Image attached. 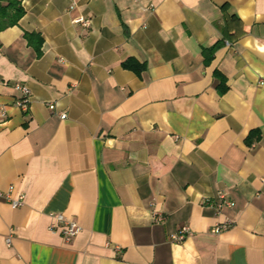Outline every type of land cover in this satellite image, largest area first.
Here are the masks:
<instances>
[{
    "label": "crops",
    "instance_id": "obj_1",
    "mask_svg": "<svg viewBox=\"0 0 264 264\" xmlns=\"http://www.w3.org/2000/svg\"><path fill=\"white\" fill-rule=\"evenodd\" d=\"M21 2L0 31V192L24 201L0 196V264H264V0Z\"/></svg>",
    "mask_w": 264,
    "mask_h": 264
},
{
    "label": "built area",
    "instance_id": "obj_2",
    "mask_svg": "<svg viewBox=\"0 0 264 264\" xmlns=\"http://www.w3.org/2000/svg\"><path fill=\"white\" fill-rule=\"evenodd\" d=\"M78 0H69V8L72 9L76 5ZM73 23L79 24L82 27H89L91 24V19L83 15H78L72 19ZM260 84L264 85V80H260ZM14 88L20 93V96L16 99L15 104L18 108L25 111L28 109L30 102V91L28 87L24 84L17 83L14 85ZM53 108V105H50ZM6 115V108L3 104L0 103V117ZM60 117L64 118L65 113H61ZM12 187L9 188L7 192H0V196L5 197L9 200L13 208L20 206L24 201V194L17 193L16 195H11ZM219 200L216 203L218 210L223 206L230 207L233 203L226 198L224 193H219ZM163 215L160 211L154 210L153 220L155 222H160L163 220ZM231 226V221L225 219L224 221L214 225L211 228V231L214 233H219ZM50 229L58 231L65 241H70L80 230L77 222L72 217H67L63 213H58L55 215L53 222L50 225ZM192 233L189 226H183L176 232L172 233L171 239L173 241H182L187 236ZM6 243L10 244V237L6 238Z\"/></svg>",
    "mask_w": 264,
    "mask_h": 264
},
{
    "label": "trees",
    "instance_id": "obj_3",
    "mask_svg": "<svg viewBox=\"0 0 264 264\" xmlns=\"http://www.w3.org/2000/svg\"><path fill=\"white\" fill-rule=\"evenodd\" d=\"M24 15V8L22 6L21 0H0V31L4 30L8 27L14 26L18 24L20 18ZM41 41V40H39ZM40 43V42H39ZM215 47V46H214ZM212 48V50L214 49ZM212 50H208V55L206 56V61L210 59L212 55ZM122 66L124 68L135 71L136 73H140L143 69V65L136 62L134 59L127 58L122 62ZM224 79L221 78V82ZM225 87L220 89V91H224ZM256 132H252L248 139L252 140L253 135Z\"/></svg>",
    "mask_w": 264,
    "mask_h": 264
}]
</instances>
